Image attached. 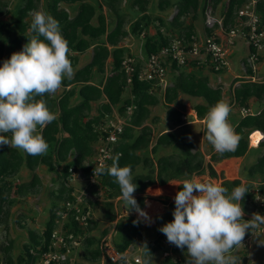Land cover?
Wrapping results in <instances>:
<instances>
[{
	"label": "trees",
	"instance_id": "trees-1",
	"mask_svg": "<svg viewBox=\"0 0 264 264\" xmlns=\"http://www.w3.org/2000/svg\"><path fill=\"white\" fill-rule=\"evenodd\" d=\"M39 0H24L23 5L18 6L14 12L13 23L0 20V55L7 59L13 52H18L34 33L29 30L32 19L31 13L37 10ZM122 0H96L95 4L89 0H48L45 12L53 16L58 22L60 32L68 41L70 49L69 59L74 68L78 64V55L92 50L91 59L81 68L75 70L71 78L62 80L59 95L45 94L44 99L50 111L56 114V119L51 123L37 126V132L42 134L48 143L46 153L42 155H29L24 151H19L12 147L10 143L0 146V224H6L8 218V207L13 203L9 198L12 186L15 187V194L28 195L36 194L40 186V180L36 174L31 175V179L26 183H11L16 174L23 167L33 172L38 166L43 165L49 172L55 173L59 182L56 188L55 197L61 202V206L54 202L50 210L49 218L41 233L29 231V241L23 245L25 256L18 255L16 263L12 260L10 251L12 243L9 241L3 246L2 253L5 264H36L42 252L47 251L50 235L55 226L57 211H63L66 202H73L75 195L73 187L69 186L71 171L80 172L85 178L91 174L93 165L92 159L95 154V147L100 142L102 133L99 130L106 116L112 114L114 109L121 116L125 114L128 106L133 105L134 111L127 120V125L123 127L117 143L114 145V158L118 155L120 166L129 165L131 172L142 167L151 172L146 174H133V180L137 184V189L132 194L140 208H144L143 192L153 184L165 185L170 180H177L182 176L201 175L204 171L203 156L196 152L193 153L194 143L187 140L181 134V153L172 155H158L162 147H169L176 144L177 136L174 131L159 132L154 136V129L150 126L155 119L150 118L151 107H155L160 102V97L152 89L154 81L139 80L138 74L141 70L140 60H136L134 70L129 75L130 81L127 82L128 75L125 73L122 62L125 58L131 57L123 46L119 43L122 39L133 35L139 37L146 32L149 24L153 22L151 17L146 14L150 0H131L129 8L141 14L139 19L130 23L128 30L125 29L126 15L119 10ZM245 0H160L157 7L165 10L171 6L176 8V14L169 22L170 28H165L167 35L159 29L153 36L145 34L142 47L144 59L149 55L157 53L161 48L167 47L173 41L180 40L190 42L191 37L196 36L195 25L198 12L203 15L206 9L211 11L218 5L223 7L221 12L222 26L225 30L233 27L236 12L243 5ZM173 4V5H172ZM60 5L70 6L74 14ZM6 3L0 0V16L5 14ZM103 8L111 15H105ZM257 12L264 25V1L257 4ZM190 17L192 22L185 25L184 21ZM95 20V23L93 21ZM162 26L161 19L154 18ZM215 28L217 26L215 25ZM213 29L205 28L203 36H210ZM43 39V37H41ZM6 44L4 47L3 45ZM260 58V57H259ZM107 60H110L109 67ZM246 64V61L245 63ZM200 69L190 63L182 69ZM174 65L168 69V74L180 71ZM213 72V68H209ZM215 73V72H213ZM247 74H252L249 67ZM95 75H101L98 79ZM243 82V81H242ZM67 88V89H66ZM156 91H161L159 87ZM128 92V97L124 98V93ZM179 95H186L192 98H202L204 104L193 105V110L199 119H203L209 109L218 101L222 100V91L219 87L212 88L209 79L196 73L181 70L175 77L172 85H167L162 90L161 98L163 104L167 106V120L173 127L183 125L181 113L174 106ZM264 95V83L243 82L234 89V99L240 107H246L250 98H261ZM78 98L76 102H72ZM40 99V97H37ZM96 103L97 115L91 116L92 104ZM150 123V124H149ZM235 132L240 136L238 146L234 152L214 153L211 155V162H218L230 157H242L248 150V135L252 131L264 133V109L257 114H247L242 117L234 126ZM2 135L11 137V133ZM258 148H264V139L260 141ZM150 152L152 156L147 154ZM73 156V157H71ZM71 158V159H70ZM112 160L108 163L111 165ZM208 173L216 178L211 165H207ZM58 170V171H57ZM264 173V151L257 159V162L247 169L249 177ZM11 181H6L7 179ZM222 186L231 192L234 186L241 184L240 179L223 180ZM248 192L245 193L241 206L246 212L247 202L255 204L254 193L250 192V183L245 182ZM180 186L179 190H181ZM89 194L98 191L104 193L107 199L121 197V190L115 178L104 174H98L95 184L88 187ZM257 192L264 195V183L258 185ZM108 200V207L112 209V203ZM89 204V203H88ZM131 212V210H130ZM106 217L112 220L114 217L109 208L105 212ZM137 220L133 216L127 217L120 230L119 243L113 242L116 249L123 253L141 236V222L133 223ZM90 226L87 230L81 229L72 215L68 216L64 228L67 232L77 235H85L83 245L85 248V258L96 261L99 264L98 243L102 235L107 233L104 229L100 237L95 238L88 235V232L96 227L95 220L90 218ZM86 233V234H85ZM151 256L158 250V247L150 248L146 246ZM176 253L183 249L174 246ZM53 264V263H52ZM81 264V263H76ZM163 264H174L170 258H166Z\"/></svg>",
	"mask_w": 264,
	"mask_h": 264
},
{
	"label": "clouds",
	"instance_id": "clouds-1",
	"mask_svg": "<svg viewBox=\"0 0 264 264\" xmlns=\"http://www.w3.org/2000/svg\"><path fill=\"white\" fill-rule=\"evenodd\" d=\"M29 30L34 34L22 49L0 61V146L11 143L35 156L48 149L37 126L56 119V114L47 107L44 95L55 93L64 78H71L73 67L68 41L53 16L35 11ZM231 110V105L221 100L204 117L206 139L221 154L234 152L240 140L228 121ZM3 133H11V137ZM118 160L117 155L110 166H105L102 161L95 172L104 174L107 171L115 178L121 190L120 198L127 206V215L131 210L148 220V214L132 195L137 184L131 175V167L120 166ZM180 185L181 190L173 198V219L163 224L159 231L177 248L186 247L187 264H241L232 253L233 248L241 244L246 231L264 226V216L259 213H253L250 220L242 219L241 201L249 191L246 184L234 186L230 193L222 184L211 180L191 178ZM138 222L133 221L134 224ZM146 246L138 247L143 251V255L137 257L139 264H152Z\"/></svg>",
	"mask_w": 264,
	"mask_h": 264
},
{
	"label": "rangeland",
	"instance_id": "rangeland-1",
	"mask_svg": "<svg viewBox=\"0 0 264 264\" xmlns=\"http://www.w3.org/2000/svg\"><path fill=\"white\" fill-rule=\"evenodd\" d=\"M3 1L6 3V8H5L6 12L3 16H0V20L13 23V20L15 18L14 12L16 11L18 6L23 5L24 0H3ZM89 1L95 4L96 0H89ZM159 1L160 0H150L149 2L146 14L151 17L153 22L148 25L146 32L140 35L139 37H135L130 34L128 35L127 38L122 39L121 42L119 43L120 46H123L126 49H128V52L131 55V57L135 58L136 60L137 59L141 60L144 58L142 47L145 41L144 40L145 34L149 36H153L157 32V29H159L162 33L166 34L167 31L165 30V28H170L169 22L173 18V16L176 14V8L173 6L165 10H159L157 7ZM225 1L227 0H223V2ZM47 2L48 0H39L37 4V10L35 11L45 12L47 8ZM170 2L175 3L176 0H170ZM130 3H131V0H122L121 3L119 4V10L121 11V13L126 15V21H127L125 24L126 30L129 29L131 22L136 21L141 16L140 13L129 8ZM61 6L64 7L68 11L71 10L70 6L60 5V7ZM222 10H223V7L221 5H218L216 9H214L213 11H211L210 8L209 9L207 8L203 15L201 14V12H198L197 19L193 22V24L195 25L196 33H197L196 37L199 35H203L204 29L209 28L210 25L212 27L213 25H216L219 27V23L222 22V19L220 16ZM34 12L31 13L29 17L30 19L33 18ZM70 12H71V15L74 14L72 11ZM103 12L105 13V15H107L108 18L111 17V15L106 9L103 8ZM154 18L161 19L164 23V26H162V24L159 21H156V20L154 21ZM191 22H192V19L190 17H187V19L184 21V24L187 26ZM93 23H95V20L93 21ZM212 29H215V27H213ZM1 42L2 41L0 40V44ZM3 46L5 47L6 44H4ZM231 50H232V54L228 59L229 66L226 69V70L229 69V72H223L220 74H216V73L210 72V70L205 66L203 67L200 66V69H189V68L182 69L181 68V70H186V71L194 72V73L198 71L199 75L206 76L209 79V81H213L214 83L217 81V78H219L220 79L219 81H222V83L224 84L226 83L228 84L232 81L234 83L235 78L246 75L247 66L243 63L242 59L247 58L249 50H248V47L245 41L243 40L237 41L235 46H233ZM91 55H92L91 49L87 50L83 54L78 55V64L73 68V74L75 70H77L78 68H81L87 62H89V60L91 59ZM259 55L261 57L262 56L264 57V50H261L259 52ZM2 60H4L3 56L0 55V61ZM109 63H110V60H107L108 67H109ZM181 70L178 72H174L172 75L167 74L165 78L166 84L172 85L175 81V77L178 75L179 72H181ZM95 76L98 79L101 77V75H95ZM254 76L257 79L264 80V58H261V62L257 64V71L255 72ZM61 89L62 88L60 87L53 94L55 96L59 95ZM229 89H230V86H229ZM162 90L163 89H161V91L153 90V92L156 95H158L161 99L157 106L151 107L150 118L155 119V122L154 124H151L150 126L154 129L155 137L159 132L169 131L170 129L174 128L173 125L167 120V106L163 104L162 98H161ZM226 93H227V90H226ZM128 95L129 93L126 92L124 93L123 97L126 98L128 97ZM259 99L260 100L257 101L258 102L257 105L255 103L256 107L253 108L255 112L259 108L260 109L264 108V96ZM77 100L78 98H74L72 102L74 103ZM192 102L193 100L191 98H187V97L185 98V96L179 95V98L174 107L178 111H180L181 116L185 113L186 110L188 112V115H190L191 108H189V106L193 108ZM96 108H97V104L93 103L92 111L90 113L91 116L97 115ZM236 109L237 107L233 108L230 112L231 114L236 115L232 117V120H230L232 122L231 125L238 122V120L240 119V115ZM113 111L117 113V109H114ZM181 121H182V118H181ZM183 122L185 123L187 121L183 120ZM42 126L43 125H41V127ZM183 130L184 128H181V127L175 130L174 132L176 133V136H177L176 144L173 146L160 148L158 151V155L180 154L182 152L180 135L183 134L187 140H191L189 139L187 132ZM248 140H249V136H248ZM203 143H205L206 147L207 145L210 144L207 141L206 137ZM248 145H250L249 142H248ZM17 149L21 152L23 151L20 148H17ZM263 151H264V148H259L257 150L250 152V155H248L245 158L246 161L244 162V165L242 166L241 171H240V180H242L241 183L249 182L251 185L250 192L254 193L255 196L258 193L257 192L258 185H260L261 183H264V173L249 177L247 175V169L250 166H253L257 162V159L261 156ZM192 152L201 153L200 149L195 146ZM147 154L152 156L150 152H147ZM201 155L203 156L202 153ZM251 155H253V157L251 160H249ZM203 161H204V158H203ZM215 167L218 170L219 165L218 166L215 165ZM218 171L221 172L220 170ZM149 172H151V170L149 171L148 169L138 167L131 172V175L146 174ZM207 172H208V169L204 165L203 174ZM32 174H36L40 180V186L38 187L36 194L17 195L14 192L15 187L12 186L13 189L10 192L9 198L13 199V203L10 204V206L8 207L6 205L4 206L5 209L8 210V218H7L6 224H0V264H5L3 260L4 256H3L1 248L7 245L9 241H11L12 243L10 254H11L12 260L15 263H16V259L18 255L21 254L22 256H25L23 245L29 241V237H28L29 231H33L36 234L41 233L49 218L50 210L54 202L57 201V205L61 206V202L58 201V199L55 197V194L53 196L51 195V193L55 192L56 188L59 187V182L54 181V179L57 178V176L55 175V173L49 172L47 168L43 165L38 166L33 172H30L27 169L22 167L20 171L16 174V176L13 178V181L11 183H13V185H16L17 183H26L31 179ZM195 176L196 177L202 176V174L195 175ZM220 177L223 178V175L220 174ZM76 178H78V176H76ZM191 178L193 177L192 176H182L178 178L177 181H179L178 184L180 185L182 184L184 180L191 179ZM210 178L214 179V177H211V176ZM216 178H217L216 180L218 181V177ZM80 179L81 180H79L78 178L74 181H70L69 186H72L75 189V191H78V190L80 191L82 188L84 189L86 187L85 179L82 176L80 177ZM198 179L200 180L201 177ZM11 180L12 179L9 178V180L7 179L6 181H11ZM228 180H233V177L228 178ZM171 181L172 180L168 182H171ZM88 193H89V190L87 187L86 194L84 195V200L86 203H89V206L91 207V210H92L91 218H93L96 223V227L90 230L88 232V235L95 237L97 239L100 237L102 230L106 229L107 232L110 231L111 233L112 229L115 227V232L113 231L111 241L119 243L118 241L121 236L120 228L124 220L127 217L132 216L130 215V211L127 215L126 213L127 206L124 204V202L121 200L120 197H117L111 200L107 199V197L104 195L102 190L98 191L95 194L88 195ZM108 200H110L113 205L112 209H110V207L107 206L108 203H110L108 202ZM159 202L164 203L163 200L161 199L159 200ZM108 208L114 217L112 220H109L105 215V212ZM253 212H254L253 204L250 202H247V209H246V212H244V216L245 215L246 216L245 217L242 216V219L248 220L246 217H252ZM154 214H155L154 217H157L158 214L156 212H154ZM0 217H3V216L0 215ZM171 218H172L171 210H168L166 214L161 217L162 220L158 218L159 222L157 221L158 222L157 226H155L154 228H151V230L150 229L144 230L146 237L148 239H154L160 236V238L166 239V236L164 234H158L160 232L159 228L166 222H170ZM248 235H249V232L246 231L245 236L243 237L241 241V244L238 246H235L232 250V253L235 254L241 260V264H264V245H261L259 243V242L264 243V236L255 235V236L248 237ZM158 240H161V239H158ZM82 242L80 241L76 246H74V248L70 247V249L72 250L71 251L72 253L69 256L70 264H76V263L97 264L96 261L93 262L90 259H87L84 257L85 248ZM142 244L144 245L143 241L137 239L132 245L128 247L127 251L129 252V255L131 257L143 255L142 248H138ZM173 257H175L178 264H187L188 254L186 251V247L183 248L181 252L175 253ZM151 258H152V264H163L164 260L161 258L160 249L157 250L155 254L151 256ZM36 264H39V261H37Z\"/></svg>",
	"mask_w": 264,
	"mask_h": 264
},
{
	"label": "built area",
	"instance_id": "built-area-1",
	"mask_svg": "<svg viewBox=\"0 0 264 264\" xmlns=\"http://www.w3.org/2000/svg\"><path fill=\"white\" fill-rule=\"evenodd\" d=\"M261 1L264 0H245L236 12V23L228 30L223 28L221 22L219 23V27L217 26V28L213 29L210 36H193L190 42L176 40L170 43L169 46L161 48L157 53L149 55L148 58L138 59L141 62V70L138 74L139 80L154 81L155 84L151 90L157 87L164 90L167 86L165 78L171 65L182 68L190 63L196 67L205 66L208 69L212 67L213 72L220 74L229 66L228 59L232 54V47L235 46L237 41L243 40L249 50L245 65L251 69L252 74L246 73L245 76L235 78V82L231 85L232 89L234 90L243 82L256 83L255 81H264L254 76L260 57L259 52L264 50V25L257 12V4ZM213 27L210 25L209 29ZM136 62V59L133 57H127L122 62L123 69L128 75L127 82L130 81L129 75L134 70ZM219 80L217 78V81ZM228 103L231 105V109L237 106L234 95ZM134 108L133 105L128 106L123 116L113 111L111 115L106 116L103 124L100 125L99 130L102 133V137L95 147V154L92 159L93 168L89 177L85 178L80 172L75 173L71 169L69 170L71 172L69 182L78 178L81 180L80 177L82 176L85 179L86 187L80 191H75L73 188L75 200L73 202H66L64 204L65 209L56 212L57 218L50 235L47 251L42 252L39 256V264H70L69 256L72 253L70 247L74 248L80 241L82 242L85 235H83V232V234L75 236L73 233L67 232L64 225L68 220V216L72 215L74 221L78 223L83 231L89 228L92 210L84 200L86 189L95 184V179L98 175L95 169L102 161L105 166H110L108 161L114 158V145L117 143L123 127L127 125V120L134 111ZM240 112L243 115L249 113L243 107L240 108ZM187 116L189 115L186 110L181 116L182 122L183 120H187ZM252 134L253 132L248 135L249 143ZM193 194L197 193L194 192ZM254 201L253 213H259L264 216V195L257 193ZM251 218L247 217L248 220ZM113 231L115 232V228L112 229L111 233L109 231L99 239V264H139L138 256L131 257L127 250L121 253L116 249L111 241ZM255 235L264 236V226L250 231L248 237ZM145 245L150 248L158 247L163 260L170 258L174 264L177 263V260L173 257L175 255V245L168 242L167 239H162L158 236L157 238L146 240Z\"/></svg>",
	"mask_w": 264,
	"mask_h": 264
},
{
	"label": "crops",
	"instance_id": "crops-1",
	"mask_svg": "<svg viewBox=\"0 0 264 264\" xmlns=\"http://www.w3.org/2000/svg\"><path fill=\"white\" fill-rule=\"evenodd\" d=\"M261 58H264V57L263 56L262 57L260 56L259 62H261ZM242 61H243V63H245L246 58L242 59ZM223 72H229V69L228 70H224ZM255 82L256 83H264V81H255ZM232 84H233V81L230 82V83H228V84L227 83L224 84V83H222V81H216L215 83L213 81H209V85L212 88L219 87L221 89V91H222V100L227 101V102H229V100H231L233 98V95H234V90L231 87ZM229 86H230V89H229ZM226 90H227V93H226ZM183 96H185V98L186 97L187 98H191L193 100V102H192L193 105H195V104H204L205 103L202 98H192V97H188L186 95H183ZM258 100H260V99L253 97V98H250L247 101V106L246 107H243V108H245V109H247L249 111L248 114H251V115L252 114H257V113H259L260 111H262L264 109V108L263 109H260L259 108L256 112L253 110V108L256 107V105L258 103L257 102ZM255 103H256V105H255ZM235 107H237L236 110L238 111V113L240 115V119L242 117H244L245 115H243L240 112V108H242V107H240L238 105L235 106ZM235 107H233V108H235ZM189 108H191L190 109L191 110V114L189 116H187V120H186L187 122H185V123L183 122V125L180 126V127L181 128H184L183 131L187 132V134L189 136V139H191V141L194 143V146L200 149L201 153L203 154L204 165L206 167H207V165H211L212 166L214 172L216 173V175L218 177V181L216 180L217 178H214V179L213 178H210V176L208 175V172L202 174V176H197L196 177L195 175L194 176L192 175V177L193 178H200L201 177V179H200L201 181H209V180H211V181H214V182H217V183H220L221 184V182L223 180H228V178H230V177L227 175V173H226L225 170H222V169H219L218 168V170L221 171V172H219L216 169L215 165L218 166V165L223 164V163L231 162L230 165H232L235 168V175L232 176L233 177V180L235 178L236 179H240V171H241L242 166L244 165V162L246 161L245 158L248 155H250V152L259 149L258 146L257 147H252L251 144L248 145V150H247L246 154L244 156H242V157H230V158H227V159H224V160H220L219 162H211V160H210L211 155L214 154V153H216V151L214 150V147L211 144L207 145V147H206L205 146V143H203L205 141V137H206L205 120H204V118L203 119H199L196 116L193 108L191 106H189ZM234 116H236V115L231 114V113L229 114L228 121H229L230 124L232 123L230 120H232V117H234ZM237 123L238 122L232 124L231 126L234 128V126ZM178 128L179 127H177L176 129L173 128V129H171V131H175ZM252 132H255V131H252ZM259 132L264 135L263 132H261V131H259ZM195 139H197V140H195ZM252 157H253V155L250 156L249 160H251ZM220 174L223 175V178L220 177ZM225 178H227V179H225ZM175 183L177 185H173ZM178 183H179V181L172 180L171 182H167L165 185H162V186L159 185V184H153V185L149 186L146 189L145 192H143V196L145 197V200H144V208L142 210L145 211L148 214V217H149L148 220H144L143 218L138 217V215H137V213L135 211H131L130 212V215L134 216L139 221L141 220L140 221L141 222V227H142V229H141V236L138 238V240L143 241L144 245H145V241L146 240H151V239H148L146 237L144 230H146V229L147 230L148 229L151 230V228H154L155 226H157L158 225V222H159L158 218L161 219V217L164 216L168 210H171V213H172V211L174 209V199L173 198H174L176 192H178L179 191V188H180L179 187L180 185ZM158 192H162L163 194H158ZM160 199L163 200L164 203L159 202ZM147 202L153 203L154 204V209L159 210V211L156 212L158 214L157 217H154L155 216V214H154L155 211L154 210L152 212L154 215L148 213V210H147V207H148ZM245 216L243 215V217H245ZM137 217L140 218V219H138ZM172 219H173V216L170 219V221ZM158 234H163V233L162 232H159Z\"/></svg>",
	"mask_w": 264,
	"mask_h": 264
},
{
	"label": "bare ground",
	"instance_id": "bare-ground-1",
	"mask_svg": "<svg viewBox=\"0 0 264 264\" xmlns=\"http://www.w3.org/2000/svg\"><path fill=\"white\" fill-rule=\"evenodd\" d=\"M264 138V136L262 135V133H260L259 131H255L253 132V134L251 135V138H250V144L252 145V147H257L259 142ZM257 145V146H256ZM231 162H227V163H223V164H220L219 165V169H222V170H225L227 175L229 177H232L235 175V168L230 165ZM159 194H163L162 192H159ZM147 210H148V213L152 214L153 210L155 212L159 211L157 209H154V204L151 203V202H147ZM157 206V205H156Z\"/></svg>",
	"mask_w": 264,
	"mask_h": 264
}]
</instances>
